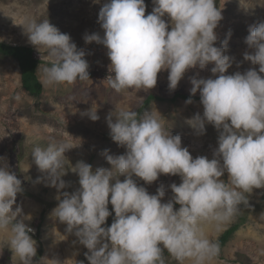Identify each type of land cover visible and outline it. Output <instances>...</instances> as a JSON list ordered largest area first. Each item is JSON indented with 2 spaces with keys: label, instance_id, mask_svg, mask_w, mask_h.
Returning <instances> with one entry per match:
<instances>
[{
  "label": "clouds",
  "instance_id": "1",
  "mask_svg": "<svg viewBox=\"0 0 264 264\" xmlns=\"http://www.w3.org/2000/svg\"><path fill=\"white\" fill-rule=\"evenodd\" d=\"M152 4L146 15L145 0H105L98 12L103 35L86 32L82 38L107 49L110 64L105 79L116 93L150 90L165 70L168 89L174 91L189 69L212 64V76L197 73L189 78L192 87L185 103H192L191 97L199 92L203 112L185 122L197 135L206 133V124L212 125L218 132L217 147L211 159L194 158L182 146L181 136L166 129L151 110L110 111L105 116L110 138L125 151L117 155L105 150L110 168L93 170L78 160L71 171L78 176L79 187L72 192L60 191L70 187L62 179L64 154L82 140L78 144L52 140L46 147H33L32 162L43 174L36 182L60 193L51 216L66 225V234L76 237L74 243L88 250V264H166L165 250L177 264H211L220 254V244L206 235L202 225L212 224L220 232L242 205L250 207L254 189H264V20L249 26L244 41L250 51L243 53V59L258 69L227 74L234 62L237 67L240 62L226 54L230 31L216 45L215 29L223 19L217 0H152ZM19 25L28 43L47 54L48 62L38 69L42 85L90 79L86 52L69 34L47 18L25 17ZM98 108L92 104L81 116L97 121ZM225 173L227 180L222 178ZM161 174L178 175L181 181L168 185L172 196L166 202H162L163 185L151 194L134 179L152 184ZM22 192V180L0 157V230L9 232L5 245L19 264H34L35 229L25 223L31 215L16 203ZM113 213L112 223L104 226ZM50 260L63 264L55 257Z\"/></svg>",
  "mask_w": 264,
  "mask_h": 264
},
{
  "label": "rangeland",
  "instance_id": "2",
  "mask_svg": "<svg viewBox=\"0 0 264 264\" xmlns=\"http://www.w3.org/2000/svg\"><path fill=\"white\" fill-rule=\"evenodd\" d=\"M104 2L105 0H0V38L6 44L33 49L34 56L39 60L36 68L39 81L38 69L48 62V57L43 48L37 50L28 43L22 26L19 25L25 17L39 20L47 18L60 32L70 35L77 47L86 52L85 59L89 62V80L49 87L41 84L40 96L34 97L22 87L17 61L0 54V157L6 159L11 170L22 180L23 192L17 194L16 203L22 207L24 214L31 215V219L25 220V223L35 229L33 238L37 235L39 239V243L36 241L37 251L41 248V252L39 256L33 257L34 264H52L50 259L54 257L63 264H88L85 256L88 250L83 245L74 243L76 237L66 234V225L51 216L60 193L54 187L36 182V178L43 174L32 162L30 153L33 147H46L52 140H67L71 144H78L82 140L79 147L64 154L66 175L62 179L70 182V187L60 190L61 192H72L79 187L78 176L71 171L78 160L89 163L93 170L98 167L110 168L105 159V150L110 154L124 153L125 148L118 146L110 138L105 121V116L110 111L115 113L128 108L138 112L151 110L163 121L166 129L171 127L173 134L181 136L182 146H186L194 158L204 155L211 159L212 151L217 147L218 132L212 125L206 124V133L197 135L185 122L186 118L195 113L202 115L203 112L199 92L191 97L192 103H185L192 87L189 78L197 73L200 77L212 76V64L204 69H189L174 91L168 89L167 70L158 73L157 84L150 90L136 92L132 89L116 93L107 85L105 78L109 75L110 64L107 49L96 42L86 44L82 38L86 32L103 35L98 23V12ZM145 4L147 15L152 10V0H145ZM217 6L222 7L223 19L215 29L218 36L216 45L219 46L230 31L226 54L234 56L235 61L240 62L239 67L234 62L227 74L244 72L250 67L258 69V65H252L243 59V53L250 51L244 41L249 26L264 20V0H217ZM149 95L155 97L141 108ZM177 95L179 97L173 99ZM92 104L99 105L100 119L97 121L81 116V112L89 109ZM222 178L227 180V174ZM120 179L123 180V177ZM134 179L151 194L155 193L158 186L163 185L166 194L162 202L172 196L168 185L181 182L178 175L166 174H161L152 184H145L136 177ZM249 204L250 207L242 205L236 217L220 232H216L212 224L202 225L209 238L218 239L234 222L240 223L239 228L222 247L221 254L211 264H264V189H254L249 196ZM108 207L111 212V204ZM178 207V204H174V208ZM113 216L114 213L107 218L104 226L112 223ZM8 237L7 230H0V248L4 247L0 252V264H19L18 258L5 245ZM164 258L166 264H177L167 250L164 251ZM184 264L190 262L185 261Z\"/></svg>",
  "mask_w": 264,
  "mask_h": 264
},
{
  "label": "trees",
  "instance_id": "3",
  "mask_svg": "<svg viewBox=\"0 0 264 264\" xmlns=\"http://www.w3.org/2000/svg\"><path fill=\"white\" fill-rule=\"evenodd\" d=\"M0 54L3 56H9L14 58L19 66L21 74L22 87L32 96H40L42 92V85L37 77L36 68L39 64V60L34 56V51L28 46H16L9 45L4 42H0ZM154 95H149L145 102L142 104L141 108L145 107ZM179 97L175 96L173 99ZM187 98L186 96H182ZM240 223L234 222L230 227H228L218 238L220 249L225 246L227 241L231 238L232 234L239 228ZM38 230V229H37ZM35 240L39 243L38 236H35ZM220 250V254H221ZM41 248L38 249L37 255L39 256ZM219 254V255H220Z\"/></svg>",
  "mask_w": 264,
  "mask_h": 264
}]
</instances>
